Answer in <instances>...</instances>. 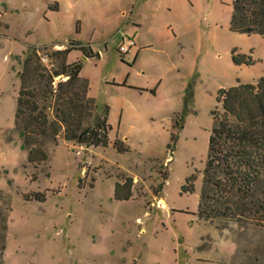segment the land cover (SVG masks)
<instances>
[{"label":"rangeland","instance_id":"obj_1","mask_svg":"<svg viewBox=\"0 0 264 264\" xmlns=\"http://www.w3.org/2000/svg\"><path fill=\"white\" fill-rule=\"evenodd\" d=\"M231 4L0 0V264H264V178L249 196L204 179L218 90L264 75V38L230 29ZM122 35L135 41L127 54ZM65 48L67 63H82L89 96L109 107V143L48 134L50 158L33 164L19 129L28 119L15 118L20 73L35 50L43 73L58 69L51 55ZM234 48L254 64L236 65ZM66 79L55 76L54 88ZM177 113L183 128L169 149ZM96 115L90 104L84 127ZM190 175L194 191L182 192ZM128 177L133 198L116 200L115 182Z\"/></svg>","mask_w":264,"mask_h":264},{"label":"trees","instance_id":"obj_2","mask_svg":"<svg viewBox=\"0 0 264 264\" xmlns=\"http://www.w3.org/2000/svg\"><path fill=\"white\" fill-rule=\"evenodd\" d=\"M230 29L240 34H258L264 38V0H232ZM84 53L91 51L90 46L78 43ZM72 48H65L52 53L51 58L61 61L60 67L50 73H43L38 52H32L24 62L20 73L21 88L17 96L15 118L17 124L28 122L19 127L24 138L23 146L28 148V160L33 164L47 162L50 158L45 150L42 138L51 134L56 139L63 134L66 141L76 142L87 147L107 146L108 133L112 126L109 123V107L101 109L95 99L89 96L90 82L81 76L82 63H67V56ZM87 54V53H86ZM38 57V58H37ZM37 58V59H36ZM236 65H253L250 55L241 53L237 48L231 52ZM36 79L37 85H29V76ZM63 75L66 80L60 81L54 88L53 78ZM46 103L41 106L39 100ZM221 104L212 111L213 126L208 140L207 162L204 179L213 183L216 191L236 193L249 196L264 178V75L255 82H241L230 87H221L216 96ZM93 104L97 110L96 122L91 127H84L88 106ZM48 109L52 110L50 120ZM171 133L172 149L178 138V131L183 128V114L177 113L173 118ZM114 147L119 152L129 148L117 138ZM223 175L221 183L217 174ZM167 176V174H166ZM167 180L168 177H164ZM194 180V175L186 178L182 192H193L187 189ZM132 179L122 183L115 182L114 197L119 201L133 198ZM46 196L37 198L45 201ZM201 206V202H199Z\"/></svg>","mask_w":264,"mask_h":264},{"label":"built area","instance_id":"obj_3","mask_svg":"<svg viewBox=\"0 0 264 264\" xmlns=\"http://www.w3.org/2000/svg\"><path fill=\"white\" fill-rule=\"evenodd\" d=\"M135 45V41L128 35H122L121 44L119 45V51L122 54H127L130 49Z\"/></svg>","mask_w":264,"mask_h":264},{"label":"crops","instance_id":"obj_4","mask_svg":"<svg viewBox=\"0 0 264 264\" xmlns=\"http://www.w3.org/2000/svg\"><path fill=\"white\" fill-rule=\"evenodd\" d=\"M49 8L58 9L59 7H58V4H55L54 7L49 6Z\"/></svg>","mask_w":264,"mask_h":264}]
</instances>
